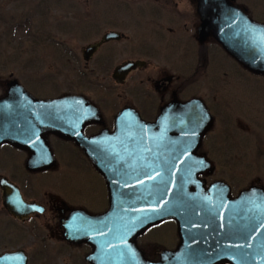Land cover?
Here are the masks:
<instances>
[{"label": "water", "instance_id": "95a60500", "mask_svg": "<svg viewBox=\"0 0 264 264\" xmlns=\"http://www.w3.org/2000/svg\"><path fill=\"white\" fill-rule=\"evenodd\" d=\"M204 2L199 0L200 8ZM214 2L212 9L202 10L208 17L204 34H212L244 67L264 74V26L250 23L224 0ZM14 89L15 100L2 108L6 115L0 116V143L34 136L36 120L47 118L36 119L32 109L59 107L58 119L65 126L79 122L82 109L91 110L82 100L48 104ZM70 105L77 107L76 112ZM195 106L194 102L181 106L180 118L173 116L175 110L169 116L167 109L168 114L154 125L123 114L111 135L71 138L104 177L109 193L110 209L105 215L76 213L65 223L67 239H82L92 246L89 264H154L144 260L135 239L170 219L177 222L180 242L174 252L161 254L156 264H264V191L250 189L231 200L221 185L204 190L198 175L208 165L195 152L207 128L199 127L204 113L199 110L195 116ZM2 131L11 134L4 136ZM24 262L16 254L0 257V264Z\"/></svg>", "mask_w": 264, "mask_h": 264}, {"label": "flooded vegetation", "instance_id": "af4514ba", "mask_svg": "<svg viewBox=\"0 0 264 264\" xmlns=\"http://www.w3.org/2000/svg\"><path fill=\"white\" fill-rule=\"evenodd\" d=\"M171 34L173 35L174 32ZM115 43L119 42L93 45L98 50L88 61L82 57V52L81 56L79 51L69 52L70 58L66 60L64 68L75 76L62 80L55 75L50 80V84H55L54 88L44 91L39 86L36 89L37 94L43 98H56L64 94L79 95L84 94V90L88 91L87 99L98 108L101 114L102 128H108L116 113L125 107L133 108L142 120L151 122L155 120L160 109L170 103L174 97L180 102L193 98L199 99L204 103H210V106H206L215 120L214 128L202 142L201 150L206 155L217 157L220 154L235 152L241 147L249 148L251 144L249 140L254 133L252 117L254 109L252 104L246 103L249 98L239 93L242 83L219 81V76L207 87L201 82V75L206 72L209 61H215L217 58L214 53L199 49L195 56L198 65L195 66L194 61L190 63L187 60V57L192 55L190 49L185 51L183 60L170 57L166 48L159 51L148 46H143L128 56L124 49H115L113 47ZM122 47L125 48V46ZM171 47L174 48L173 45ZM97 55L101 56L95 57ZM119 55L123 57L116 59ZM125 62L139 65L122 84H118L114 80V70ZM223 76L227 78L226 73H223ZM95 79L103 88L115 86V88L105 89L104 100L101 103V99L99 101L94 96L95 94L100 96L99 87L94 84ZM222 93H228V97L215 106H211L209 100H204L209 98L212 101H219L220 97L217 98V96ZM99 129L96 126H88L84 129V134L91 135ZM49 140L50 143L53 140L57 146L64 144L61 141H54L53 137H49ZM53 172L55 173L49 176L50 178H55L56 174L64 170L57 167ZM47 176V172L29 174L24 170L22 158L14 159L11 147L0 148V177L16 186L23 202L34 204L36 210L26 208L22 213L14 212L12 208L5 205L4 200V194L8 195L10 191L8 189L3 191L0 188V251H22L28 261L36 264H44L47 249L49 244L54 243L53 240L61 241L57 247L88 250L85 245L75 246L62 240L61 220L66 219L74 209L79 208L69 206L63 199L48 196ZM63 202L66 208L60 209L59 204L62 206ZM7 204H11L9 198H7ZM90 205L92 204H88ZM38 209L41 211L37 212ZM77 260L76 264H78Z\"/></svg>", "mask_w": 264, "mask_h": 264}, {"label": "rangeland", "instance_id": "374dc122", "mask_svg": "<svg viewBox=\"0 0 264 264\" xmlns=\"http://www.w3.org/2000/svg\"><path fill=\"white\" fill-rule=\"evenodd\" d=\"M156 1L157 0H0L1 86L4 82L13 78L22 85L29 75L36 74V67L38 71H41L45 76L50 74L51 71L52 74H50V76L57 73L56 76L62 80L67 77L71 78L70 73H66L65 76L58 75V73L62 71V68L57 64V60H54L53 54H56L61 46L63 49H70V51H79L98 36L97 34L93 38L90 37V39L83 38L85 33L84 29L82 30L83 32L81 31L82 34L80 33L79 27L72 33L68 31L69 29L67 26L62 27V23L54 24L51 21L45 22L47 18H71V22L68 21V25L77 24V22L82 25H89L93 31L100 32V34L110 30L118 31L122 33L126 39L120 41L118 44L115 43L113 47L119 50L124 49L127 55L131 52L132 46L138 47L137 45L140 44L138 40L144 37L151 39V41L146 42V45L150 48L152 46L154 47L153 38L156 36V31L158 30L160 32L165 29L163 25H160L161 23L158 22V20L151 17L150 8H163L162 11L165 10V13L168 15L167 17L171 18L175 24L169 23L174 25L176 29H182L187 18L190 19L191 14H193L192 12H194L193 0H173L175 2L173 5L167 2V0L166 3H164V0H158L160 4H162L161 6L157 4ZM252 3L251 11H253L256 17L260 18L259 15L264 14L261 9L263 6L259 4L262 3V0H253ZM73 18L79 19L72 21ZM124 21L129 22L125 25ZM169 23L166 24L167 27L172 26ZM178 26L180 27L178 28ZM32 39H34V42H32ZM87 40L89 41L87 42ZM128 40L131 42L129 43L130 45H128ZM122 46H125V48ZM100 56L101 55H97L95 57ZM27 57L29 61H33L34 64L27 66ZM46 59L52 60V62L54 60V65L45 63ZM50 67H52L51 70L49 69ZM29 69H31V71ZM208 76L207 73L205 77L207 78ZM204 81L205 80L202 81V84L206 86V82ZM258 81L263 82L264 79ZM60 83L63 82L60 81ZM53 86H55V84H51L47 89L50 90L54 88ZM259 106L257 108L261 109ZM244 109L246 108L244 107ZM255 110L254 107L253 113H255ZM262 111L264 119L263 108L260 112ZM252 117H254V115ZM256 117L255 115V118ZM259 117H261V113ZM249 141H251V144H249L248 149L241 147V150L246 153V157L243 161L245 165L244 169L239 168L237 171H233L231 168L219 169L218 171L215 170L213 174V179L224 178L226 182L230 181L228 183L233 184L234 190L232 189V192L234 195L251 185V182L260 183V185L264 186V165L257 164V161L261 159L264 160V145L260 147L257 144L261 141L264 142V139H262L261 136H253ZM258 152L261 153L258 154ZM66 173L67 172L56 174L55 178L47 184L48 196L70 200L72 195H78L80 199L86 200L91 194L90 184L89 187L86 188L87 191L82 190L81 187L89 183L88 178L74 171H69L68 174ZM94 190V200L99 201L100 204L98 208L101 209L105 199L101 198L99 187H96ZM80 202L81 201L75 200L76 205L79 204L84 206ZM163 234L164 231L162 235ZM162 235L160 236V240L165 241V246L167 248L175 245L176 239L174 237L171 236V239H165ZM52 242L54 243L49 244V251H52L53 247H57L59 243H61L60 240H53ZM141 243L145 246V239H142L140 244ZM74 253H76V251H74ZM63 264L67 263L65 262Z\"/></svg>", "mask_w": 264, "mask_h": 264}]
</instances>
